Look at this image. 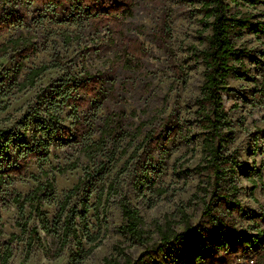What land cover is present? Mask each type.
Masks as SVG:
<instances>
[{"label":"trees","instance_id":"16d2710c","mask_svg":"<svg viewBox=\"0 0 264 264\" xmlns=\"http://www.w3.org/2000/svg\"><path fill=\"white\" fill-rule=\"evenodd\" d=\"M2 1L5 4L0 10V38L11 30L16 31L14 35L0 42V58L7 57L13 63L12 69L0 78V92L3 95H10L14 89L15 92H21L33 87L42 73L49 69L61 68V58L57 55L52 62L32 67L21 80L18 79L25 68V61L37 51L34 34L27 28V24L40 28L46 19L56 20L62 17L61 20L74 21L78 16L88 24L89 30L94 34L105 31L107 42L113 49L108 64L121 73L118 82L108 85L99 73L93 74L83 70L76 75L69 74L37 92L33 105L17 122L22 132L13 128L0 129V204L5 203L1 195L10 178L19 179L25 176L33 160L41 167L48 161L53 140L58 142V147L73 140L80 154L87 160L82 176L57 203L52 220L48 219L43 204L54 203L56 199L54 176L48 178V172L40 168L39 174L32 175L35 186L27 194H13L10 203L14 204L18 211L19 220L16 225L20 235L12 234L6 241L0 264H8L12 257V243L19 240L21 235H26L25 254L20 263L24 264L33 247L40 242L39 231L57 239V254L67 246L73 245L75 252L70 261L79 264L97 246L92 244L85 248L83 243V239L87 243L96 240L89 226L90 211L98 219L100 209L104 212L110 196L118 193L116 184L107 183V176L118 158L137 142L121 171H127L129 163L132 162L130 172L140 171L142 180H147L148 188L152 189L160 173V164L153 165V162L160 158L155 156V150L165 148L177 135L182 137L183 129L174 125L167 129L165 138L162 139L169 121L168 117H161L166 110L165 104L162 109L153 112L151 119L136 124L132 131L126 129V113L121 105L112 110L104 106L108 94L115 97L117 91L127 93L133 88L132 76H149L143 67L144 46L137 38L130 36V25L124 22L133 0ZM226 1L234 5L245 3L249 6L257 2L198 0V12L202 16L204 30L209 29L210 34L206 37L207 46L199 51L204 71L194 115L195 123L200 129L202 160L192 169L198 176V182L191 200H196V204L201 203L200 217L203 221L193 226L185 208L179 206L176 211L179 217L177 221L167 218L163 222L155 220L152 222L153 230L150 231L145 228L138 209L122 196L117 201L122 217V223L117 230L129 241V245L122 247L115 244L112 253L98 264H170L180 260L184 252L191 250L195 243L212 241L215 236L223 234H232L233 240L231 243L213 242L211 247L214 251L210 255V263L197 254L188 264H264V243L257 253L240 263L241 255L247 251L246 248H253L259 242L261 233L236 235L238 231L233 215L241 214L242 208L235 197L241 189L235 182V173L241 162L237 159L235 151L225 152V145L230 141V137L226 135L230 121L228 111L221 103L222 93L226 90V78L246 77V70L235 56L233 40L239 38L246 28H254L258 33L262 31V27H252L249 13L237 10L233 15H229ZM23 28L25 31H22ZM135 28L139 32L144 30L143 27ZM61 34L66 42L79 38L78 34L69 35L65 31ZM152 37L164 45L169 33L164 27L157 26L152 31ZM174 72L175 78L170 85V91L177 81L182 80V69L176 67ZM149 88L150 84L145 83L142 86L143 93H148ZM116 99L118 103H123L119 96ZM253 105L264 106V74L261 83L253 91ZM6 107L7 104L0 106V111ZM66 109L71 110L73 131L62 124L61 114ZM100 110L104 111V114L97 118ZM94 121L99 123L97 139L90 141ZM155 121L158 123L154 125ZM30 126L34 128L31 141L27 143L22 138ZM146 126L148 130L144 132ZM37 134H40V137H37ZM139 137L141 139L137 141ZM97 157L102 158L95 161ZM77 167L76 159L58 169V173L62 174ZM262 168L264 171V163ZM255 172L253 166L245 177L253 182L252 176ZM42 177L44 180L39 181ZM256 178L258 181L262 180L258 171ZM153 191L160 195L165 190L157 187L153 188ZM260 192L264 198L262 183ZM31 220L34 224L29 226ZM177 225L182 226L181 231L176 230ZM152 233L156 234V241L151 237ZM134 245L146 246L136 258L126 250Z\"/></svg>","mask_w":264,"mask_h":264},{"label":"rangeland","instance_id":"374dc122","mask_svg":"<svg viewBox=\"0 0 264 264\" xmlns=\"http://www.w3.org/2000/svg\"><path fill=\"white\" fill-rule=\"evenodd\" d=\"M119 1L122 2V0ZM226 3L229 15H233L237 10L249 13L252 27H262V31L258 33L254 31V28H246L239 38L233 40L235 56L246 70V77L228 76L226 90L221 97V103L227 109L230 121V128L226 133L230 141L225 145V152L235 151L237 159L241 162V166L235 173V182L241 187L235 197L242 208L241 214L233 215L238 231L236 235L261 233L259 242L253 248H246L247 251L241 255V263L257 253L264 243V198L260 192L261 183L264 184L262 168L264 106L253 105V91L261 83L264 74V0H257L251 6L245 3L234 5L229 1ZM4 4L5 2L0 0V10ZM130 8L124 22L130 25L128 27L130 36L137 38L144 46L143 67L149 76L144 78L135 74L132 76L133 88L127 93L117 91L115 97L108 94L104 106L112 110L121 105L126 113V129L132 131L136 124L151 119L153 112L162 109L165 104L166 110L161 117H168L169 121L162 139L165 138L167 129L174 125L182 127L183 136L177 135L165 148L155 150V156L160 158L154 161L153 165L160 164V173L152 189L148 188L147 180H142L140 171L130 172L132 162L129 163L127 171H121L122 165L137 142L118 158L107 176V183L116 184L118 193L110 196L105 211L100 209L98 219L90 211L89 226L96 240L93 243H87L83 239V243L85 248L92 244L97 246L79 264H98L112 253V247L115 244H120L122 247L129 245V241L125 240L117 230L122 223L117 201L122 196L138 209L145 228L150 231L153 230L152 222L155 220L163 222L167 218L177 221L179 217L176 211L179 206L185 208L193 226L203 221L200 217L201 203L196 204V200H191L198 182V176L192 169L202 160L200 129L195 123L194 111L196 99L200 95L204 71L199 51L207 46L206 37L210 34V30H204L202 16L198 12V0H133ZM61 19L63 18L46 19L40 28L27 24V28L34 34L37 51L25 61V68L18 79L21 80L28 69L52 62L57 55L61 58L62 66L42 73L33 87L21 92H15L14 89L7 96L0 92V106L7 104V107L0 111V129L13 128L15 131L22 132L17 122L33 105L37 92L66 78L69 74L76 75L83 70L93 74L99 73L107 83L106 85L121 79L120 71L111 68L108 64L113 49L107 42L106 32L94 34L89 30L88 24L78 16L74 21ZM135 26L143 27L144 30L139 32ZM157 26L164 27L169 33V38L164 45L152 37V31ZM22 31L25 29L23 28ZM63 31L69 35L78 34L79 38L66 42L61 34ZM15 33V30H11L0 38V42ZM12 67L13 63L9 58H0V78L5 76ZM176 67L182 69V80L177 81L170 91ZM147 82L150 84L149 92L143 93L142 86ZM118 96L123 103L117 102ZM133 111L134 114H132ZM70 112V109L64 110L61 118L62 124L73 131ZM103 114L104 111L100 110L97 118L102 117ZM157 123L158 121H155L154 125ZM98 127V121H94V131L90 141L97 139ZM33 128L34 126L28 127L22 138L23 141L27 143L31 141ZM146 130L148 126L144 132ZM37 137H40V134H37ZM57 145L58 142L53 140L48 161L42 167L33 160L25 176L19 179L10 178L8 184L4 186L1 196L5 203L0 204V256L9 237L12 234L20 235L16 225L19 220L18 211L15 205L10 203V199L14 193L25 195L35 186L32 175L39 174L41 168L48 172V178L54 176L56 199L54 203L43 204V210L49 220H52L57 203L62 199L63 194L82 176L87 160L80 154L78 146L73 143V140L66 142L62 147ZM101 158L97 157L95 161ZM76 159L78 160L77 168L62 174L58 173V169ZM253 166L256 172L252 176L253 182H250L245 174ZM257 171L262 175L261 181L256 178ZM43 180L44 177L39 179V181ZM157 187L165 191L158 195L153 191V188ZM27 215L26 207L25 216ZM33 224L31 220L29 226ZM176 230L181 231L182 226L177 225ZM39 235V244L33 247L24 264H73L70 261L71 255L75 252L73 245L67 246L57 254V239L46 236L42 231H39ZM25 237L26 235H21L19 240L12 243V257L8 264L21 263L25 254ZM151 237L154 241L157 240L156 234L152 233ZM232 240V234H223L215 236L212 241L197 242L191 250L184 252L180 260L170 264H188L197 254L202 255L206 262L210 263V255L214 251L211 247L212 243L218 241L231 243ZM145 248V245H134L126 250L133 258H136Z\"/></svg>","mask_w":264,"mask_h":264}]
</instances>
